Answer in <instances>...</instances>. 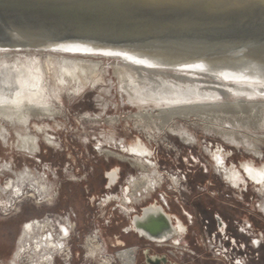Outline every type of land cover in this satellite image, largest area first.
Wrapping results in <instances>:
<instances>
[{
    "label": "rangeland",
    "instance_id": "rangeland-1",
    "mask_svg": "<svg viewBox=\"0 0 264 264\" xmlns=\"http://www.w3.org/2000/svg\"><path fill=\"white\" fill-rule=\"evenodd\" d=\"M90 57L104 62L103 66L105 71L103 82H100L96 87L87 85L78 90L77 94L75 91L76 88L67 86L61 92L60 100L53 99L56 108L60 111L58 117H55L53 120L47 118L31 119L33 120L32 122H38L40 124L44 122L47 123L49 127H53V131H49V134L53 136L56 145H48L49 147H47L44 141L41 142L44 145L42 150L45 149L47 152H43L40 163L33 161V159L36 158L34 154L31 155L34 156L33 159H27L26 153L19 152L14 148V126L0 120V124L5 125L9 131L8 144H4L0 140V165L7 164L10 169L16 173H19L25 168L28 169L27 172L34 176L38 175L44 180L51 194L48 201H40L39 198L35 197L34 201L31 200V198H26L18 204L19 200L17 198L19 196L16 198L12 197L11 194L6 191V193H8L5 197L0 190V203H7L9 201L10 205L14 207L13 209L11 208L5 211V208H0V264H9V259H11L16 252L17 242L22 236L21 227L23 224L33 218H44L46 214H55L56 217L53 215L54 217H52V219L55 221L59 220L61 223L62 220L59 219L58 216H64V212L77 214L78 221L76 228L73 230L74 234L71 236L72 240L65 242L67 244L73 243V249H79V251H81L82 255L80 254L81 257H79L77 261L78 264H97L99 262L95 259L83 257L85 255L84 246L86 238L92 236L95 231L97 232L99 229L104 230L102 240L103 246L106 249V254L113 255L116 250L124 248L113 247L111 245L114 238L113 234L116 232L119 233L120 228L125 227L127 223V220H123L121 214L118 213L121 207H119L117 203H112L103 207L102 211L105 213V216L99 228L96 223V216L101 214L98 213L99 211L96 209L98 200L96 199L94 203H91L90 196L97 194L99 197H102L103 194L115 193L116 190L119 189V186L112 191H104L102 189V174L114 166L121 167V183L119 185H122L129 175L138 174L136 170L138 168H131L127 163H120L115 160V157L105 156L100 152L98 147L121 152L120 146L131 144L136 136L146 141L144 138L146 132H141L136 129L133 120L128 118V115L135 114L143 107L138 108L132 105L126 95L119 91L118 79L111 66L116 63L115 59ZM233 82L236 81L223 80L224 84L235 85ZM215 86L216 85L213 87ZM223 89V91L212 90L213 95H217V98L214 96L213 101L217 100L216 102L222 103L236 101L238 94L235 95V92H239L238 96L240 97L241 95H243V97L244 95L247 96L237 89L234 90L230 87H224ZM204 98H206V96ZM258 99L261 100L257 97L256 100ZM148 107H152V105ZM226 108H228V106L210 108L209 112L212 116L203 121L191 118L190 121L185 122L182 119H177L175 127L185 130L186 133H190L194 136L195 142L191 145H184L180 137L173 132H163L164 134L161 133L159 136L160 140H163L162 137H167L170 143H172V148L165 147L160 143L158 146H155L154 144L146 142L148 145L154 147V158L157 160L163 173L165 171L173 175H178V173L180 175L183 173L185 179L180 175L181 180L183 179L182 183L186 189L188 188L190 194H192L191 192L193 191L191 186L200 182L199 189L196 188L195 195H200L201 205L208 206L214 202L218 204L219 202L214 200V195L216 193L219 201L228 202L229 200L235 204L237 200L240 201L242 199L243 202H248L249 216L248 218L243 217V220L251 223L249 238L260 239L258 235L259 232L263 234L264 238V211L260 208L262 203L264 205V190L261 192L258 186L249 181L247 184V195H244L242 191L243 188L232 187L223 179L220 173L215 171L208 150L221 148L223 153L227 155L225 160L226 166L228 167L231 165H238L242 161L249 159H252L256 164H259L261 161L256 158L254 159V155L251 151L232 147L225 143L215 132H207L204 130V126L213 125V127L237 131L241 136H246L251 141V145L260 147L261 158L264 160V140L258 139L257 137L264 135V109H259V112L252 111L251 113L249 108L245 106ZM238 111L243 112V114L240 112L238 113ZM256 114H259V117ZM111 117H117L118 121L116 123L107 122V119ZM260 117L261 119L263 118V120H261ZM88 118L97 119V121H90ZM241 121L243 124H241ZM254 123H256V125ZM29 130V132L34 133L32 128ZM256 138L260 140L258 144L252 142L255 141ZM163 143H165V141ZM4 145L8 146L5 147ZM61 146L64 148L63 150L59 149ZM67 147L69 151L66 149ZM94 148H96V151H94ZM118 149L120 151H118ZM72 159H75V161L73 162ZM129 163L131 164V162ZM11 177L13 176L10 175V172L0 171L1 188L6 182L14 180V178ZM129 180L130 179H128L127 182ZM25 188L30 194V186L26 185ZM85 189L88 190L87 193L84 191ZM188 192H185L184 195L188 196ZM56 193H58L57 197ZM139 204L140 203H138V205ZM136 205L133 206L135 207ZM133 206H128L130 208L129 211L134 208ZM119 219L123 220L121 224L116 225L113 223L114 221H119ZM256 225L258 226V230L254 228ZM59 232L60 230L57 228L56 234ZM126 237L127 244L125 247L131 248L136 245V241L132 236ZM79 246H82V248H79ZM262 247L264 250V244ZM58 261L57 259L56 262L58 263ZM74 261L73 259L72 262ZM218 263V261H214V263L204 262L203 264ZM113 264L121 263L113 262Z\"/></svg>",
    "mask_w": 264,
    "mask_h": 264
},
{
    "label": "bare ground",
    "instance_id": "bare-ground-1",
    "mask_svg": "<svg viewBox=\"0 0 264 264\" xmlns=\"http://www.w3.org/2000/svg\"><path fill=\"white\" fill-rule=\"evenodd\" d=\"M58 53L55 51L46 52L44 50L30 49L11 50L0 47V120L14 126L13 133L15 138L13 146L19 152L28 155L38 152L39 137H42L45 144L55 146L53 138L49 135V125L44 122L41 124L32 122L33 120L31 119L47 118L53 120L55 117H58L60 111L56 108L53 99L60 100L61 92L67 86L76 88L77 94V91L81 88L87 85L96 87L104 80L105 68L102 60L92 59L89 55L81 56ZM100 57L116 60V63L111 66L118 79L119 91L126 95L132 105L138 108L143 107L135 114L128 115V118L133 120L136 129L146 132L144 138L150 144L155 143L158 145L160 143L165 147L172 148V143H170L167 137H162L163 140H160L159 136L163 132H173L187 144L193 142L194 138H192L190 133H186L185 130L175 127L176 121L177 119H182L186 122L190 121L191 118L201 121L207 120L212 116L209 112L210 108L245 106L249 108L251 113L252 111L259 112V109H264V85L261 83L236 81L233 82L235 85H230L224 84L223 80L218 78L217 75L214 76L187 69L151 67L133 60L123 59L119 56L105 55ZM214 85L216 86L213 87ZM224 87L237 89L247 96L244 95L243 97L241 95L240 97L238 96L239 92H235V95L238 94L237 100L235 99L236 101L228 103L216 102L217 100L213 101L214 96L217 98V95H213L212 90L223 91ZM205 96L206 98H204ZM257 97L261 100H256ZM151 105L152 107H148ZM239 112L243 114V112ZM256 115L258 116L259 114ZM89 120L97 121V119L92 118ZM117 121V117L107 119V122L110 123H116ZM256 123L254 124L256 125ZM31 128L34 133L29 132ZM204 130L215 132L225 143L258 147L257 145H251V141L246 136H241L237 131L213 127V125L204 126ZM8 137V129L5 125L0 124V140L4 144H8ZM257 137L264 140V135ZM139 138H135L131 144L125 146L121 144V152L100 147L98 149L105 156L115 157L121 161H129L133 166L142 169L143 172H141L140 178L133 179L134 181H129V183L132 184V189H135L138 188L135 184L140 185L146 182L147 187L145 191L147 192L148 190H152V185L159 184V180H157L159 172L156 176V165L145 156L148 151ZM258 139L256 138L252 142L258 144V141H260ZM164 141L165 143H163ZM219 152L222 153L223 150L219 148ZM133 156L146 158L139 159ZM209 156L217 168L224 169V158L221 154L212 152L211 154L209 153ZM240 165L250 182L257 183L258 185L256 186L262 192L264 190V160L259 164H256L252 159L244 160ZM145 169L147 170L145 171ZM0 171L10 172L13 176L11 178H14V180L6 182L2 188L0 186L1 193L5 197L9 192L12 197L16 198L21 194L24 186L29 185L39 198H42L44 201L50 199V190L40 176H34L26 170H22L19 173L13 172L7 164L0 165ZM231 172L236 174V176L233 175L226 181L236 187L239 180L244 181L245 177L234 165L231 166ZM142 188L144 189V185ZM6 191L8 192L6 193ZM118 200L115 194L106 193L100 197L97 205L103 208L109 204L117 203ZM10 206L9 201L7 203H0V208H5L4 211L13 207ZM67 225L70 232L73 231V224ZM49 231H52L51 234H53L50 240L44 236ZM53 231L48 222L29 221V225H25L24 235L17 242V250L8 263L17 264L19 262L18 257L24 251L27 252L28 247L35 252L45 249H50V251L56 250L62 259L66 257V261L70 260L73 251L65 242L67 241V237H62L59 233L54 236ZM53 237L55 238L53 239ZM84 249V258L95 259L97 262L99 261L97 264H113V262L130 264L133 261L131 249L129 248L114 252L113 255L106 254V249L96 231L92 236L86 238ZM37 256L38 253L34 257L37 258ZM40 261L42 264H53V256H41Z\"/></svg>",
    "mask_w": 264,
    "mask_h": 264
},
{
    "label": "water",
    "instance_id": "water-1",
    "mask_svg": "<svg viewBox=\"0 0 264 264\" xmlns=\"http://www.w3.org/2000/svg\"><path fill=\"white\" fill-rule=\"evenodd\" d=\"M0 47L119 56L264 85V0H0ZM152 207L133 230L162 240L172 229Z\"/></svg>",
    "mask_w": 264,
    "mask_h": 264
},
{
    "label": "flooded vegetation",
    "instance_id": "flooded-vegetation-1",
    "mask_svg": "<svg viewBox=\"0 0 264 264\" xmlns=\"http://www.w3.org/2000/svg\"><path fill=\"white\" fill-rule=\"evenodd\" d=\"M49 131H53V127H50ZM50 137L53 138V136L51 135ZM192 138H194L193 135ZM41 139L42 137L38 138L39 148L38 152L34 154L36 158H34V156L25 154L27 159L34 158L33 161L36 163H40V158L41 156L43 157V152H47L45 149L42 150L44 145L41 143L43 142V140ZM181 142L184 145H191L195 142V138L193 142L188 144L183 141ZM152 144L158 146L155 143ZM229 145H232V147L235 148L249 150L254 155V159L256 158L260 161L263 160V158H261L260 147H250L247 145L240 146L235 144ZM4 146L7 147L8 145ZM47 147L49 146L47 145ZM59 149L63 150L64 148L61 146ZM66 149L69 151L68 147ZM94 151H96V148H94ZM118 151L120 150L118 149ZM208 151L210 154L212 152L219 153L224 158V169L217 168L214 161L212 162L215 171L217 173H220L225 181L231 178L233 175L236 176V174H233L231 172V166L233 165L229 167L226 166L225 159L227 158V155H225L223 152L220 153L219 148ZM133 157L145 159L142 157ZM149 159L156 165V176L159 172L157 176L159 184L152 185V190H148L147 192L145 191V188L147 187L146 182H143L140 185L135 184L136 187H138L135 188L136 190L132 189V184L129 183V181L133 182V179L140 178L141 172L143 171L138 167H136L138 169L135 168L138 171V174L129 175L126 181L122 183V185H119L121 183L120 166H114L113 168L107 170L104 174H102V189L104 191H112L116 189L117 186H119V189H117L115 193L112 192V194H115L118 197L119 200L117 204L119 207H121V210H119L118 213L121 214L123 220H127V223L125 227L120 228L119 233L116 232L115 234H113L114 238L111 245L113 247H124L126 249V236H132L136 241V245L129 248L131 249V256H133L131 257L133 261L131 260L132 262L130 264H203L204 262L214 263V261H218V264H264V250L262 249V245L264 244L263 234L259 232L258 235L260 236V239H250L249 228L251 223L243 220V217L248 218L249 216L248 202H243L242 199L240 201L237 200L235 204L229 200L228 202L219 201L217 199L216 193L214 195L215 199H213L217 200L219 202L218 204L214 202L208 206L201 205L199 197L200 195H195L196 188L199 189L200 182L191 186V189L193 191L191 192L192 194H190V192H188V188L186 189V187L182 183L183 179H185L183 173L180 174L183 178L182 180L179 173V176L169 174L167 171L163 173L158 165L157 160H155V158ZM72 160L73 162L75 161V159ZM115 160L120 163H127L131 168L135 167L129 162H123L116 158ZM238 165L234 166L239 169ZM23 170L27 171L28 169L25 168ZM146 170L147 169H145V171ZM10 175H12V173H10ZM128 179L130 180L127 182ZM227 183L230 184L229 182ZM247 184L248 180L244 178V181L239 180L238 186L234 187L231 184L230 185L234 188H243L242 191L244 192V195H247ZM143 185L144 189L142 188ZM30 190L31 193L29 194L24 186L21 195H19V197L17 198L19 200L18 204H20L26 198H31V200L33 201L35 197L39 198L31 188ZM84 191L86 193L88 192L87 189H85ZM185 192H188L189 195L185 196ZM131 193H133V197ZM57 194L58 193H56V197ZM39 199L40 201H44L42 198ZM96 199H100L97 194L90 196L91 203H94ZM138 203L140 204L138 205ZM129 205L136 206H133L134 208L129 211ZM153 205L155 207H152ZM146 207H152L156 209L155 212H161V214L168 219V223L170 224V228L172 229L171 235H168V233H166V236L162 240H159L158 238L150 239L144 234L139 235L138 232L133 230L132 221L136 217H140L142 214V209ZM13 208L14 207H12V209ZM260 208L264 211L263 203L260 205ZM96 209L99 211L98 213H101L96 216V223L100 228L105 213H103L102 208L99 206H97ZM63 214L64 216H58V218L62 220V223L59 220L55 221L54 219H52V217H56L55 214H53L54 216L51 214H46L44 218H33L30 221L36 220L41 222H48L54 230V236L56 234V229L58 228L60 230L59 235L62 237H67V241H71V236H73L72 234H74V231L70 232L67 224H73V227L75 229L77 226L78 216L77 214L71 212H64ZM123 220L119 219V221H114L113 223L119 225ZM25 225H29V221H26L21 227L22 235H24L23 231L25 230ZM254 228L255 230H258L257 225L254 226ZM51 232L52 231H49L44 234V236H46V239H52L53 234H51ZM97 233L103 244L102 236L104 234V230L99 229L97 230ZM54 238L55 237H53V239ZM67 245L73 251L70 260L68 259L66 261V257L62 259L60 254H57L55 250L50 251V249H45L39 252H35L33 251V249L28 247L27 252L24 251V253L20 257H18L19 262L17 264H42L40 261L41 256H53V264H78L77 261L82 255L81 251H79V249H73V243ZM79 248H82V246H79ZM120 250L121 249L116 250V252ZM37 253L38 256L37 258H35ZM25 257L28 259H26ZM57 259L59 260L58 263L56 262ZM73 259L75 260L74 262H72Z\"/></svg>",
    "mask_w": 264,
    "mask_h": 264
}]
</instances>
